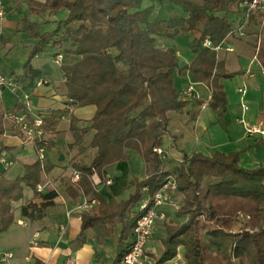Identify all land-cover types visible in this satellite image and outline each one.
<instances>
[{"label": "trees", "instance_id": "obj_1", "mask_svg": "<svg viewBox=\"0 0 264 264\" xmlns=\"http://www.w3.org/2000/svg\"><path fill=\"white\" fill-rule=\"evenodd\" d=\"M3 5L5 7V2ZM29 14L55 15L67 12L56 29L40 33V26L25 16L16 29L35 40L23 66L22 77L29 83L23 86L16 75L22 92H29L35 72L31 60L50 45L71 43L65 54L77 59L60 66L66 88V97L72 107L94 106L96 112L89 125L79 128V121L70 117L69 132L79 153L91 149L95 153L87 165L74 163L72 182L67 191L73 199L88 198L95 205L81 215V233L93 230L96 238L117 237L119 251L113 264H121L139 217L140 204L151 198L167 180L176 182V193L183 197L184 223L167 231L162 240V254L154 264H165L183 249L186 264H264V166L242 168L237 153H182L171 168L163 165V155L154 150L163 147L168 136L169 112L186 107L175 84L177 75L188 71L192 82L203 84L210 91L207 101L194 99L197 105L206 103L221 119L227 112V96L221 81L233 78L219 61L217 53L203 46L208 39L213 47L225 42L232 32L227 15L240 12L241 0H167L178 6L186 17L171 20L147 21L145 12L131 13L138 2L134 0H25ZM6 10V9H5ZM247 21L261 24L260 15L253 14ZM262 25V24H261ZM264 26V25H263ZM196 32L199 38L189 44L195 58L186 68H179L175 50H160L155 38L175 40ZM254 54L264 72V40L254 47ZM23 110L17 101L11 108L0 111V161L2 155L14 148L4 145L3 137L17 133L11 114ZM29 112H27L28 114ZM41 118L44 135L56 130L60 111L48 116L32 111ZM89 131L94 134L87 147L83 138ZM36 149L50 151L52 145L45 138L34 142ZM127 151H133L146 163L151 173L142 180L129 183L130 193L125 199H106L93 186L97 174L104 181V171L111 165L128 160ZM53 169L41 160L24 166L23 175L13 179L0 173V234L14 221V204L22 201L25 188L33 192L32 200L20 207V215L30 220L45 217L57 198L55 191L39 192L42 177ZM247 219V224L234 231L235 222ZM81 235V234H80Z\"/></svg>", "mask_w": 264, "mask_h": 264}, {"label": "crops", "instance_id": "obj_2", "mask_svg": "<svg viewBox=\"0 0 264 264\" xmlns=\"http://www.w3.org/2000/svg\"><path fill=\"white\" fill-rule=\"evenodd\" d=\"M134 1L138 3L130 12H145L149 23L186 17L178 6L169 4L167 0ZM4 2L5 15L0 20V53L4 55H9L12 49H18L21 44L26 60L36 43L16 30L25 16L40 26L41 34L56 29L57 22L67 17V12L64 11L55 15L29 14L25 0ZM227 19L232 26V32L217 52V58L224 63L225 70L234 75L232 79L221 81L227 96V112L219 120L217 113L207 107L206 103L197 105L194 99L207 101L210 98L209 89L203 84L192 82L188 71L177 75L174 79L177 89L180 92L189 89L191 91L186 107L178 112L167 113L169 135L164 137L162 147L163 165L166 169L170 167L169 163L180 160L182 153H201L205 156L214 153H237L238 164L244 169L264 166V135L257 133L247 136L245 133L247 127H259L264 133V72L254 54L256 44L264 40V26L243 20L238 11L229 13ZM198 36L199 33L191 32L173 41L156 37L154 45L163 51L175 50L180 62L185 64L183 68H186L196 56L189 44L197 40ZM66 49H71V43L50 45L31 60L35 75L28 93L33 111L40 112L43 116H48L53 111L63 113L56 130L45 133V138L52 145L51 150L44 151L40 158V149H36L33 142H26L18 133H9L3 137V142L5 146L14 149L8 154L4 153L0 161L3 165L0 173L9 179L23 175L24 166L38 160L52 165L53 169L42 177L39 186L42 189L40 192L55 191L57 198L54 205L46 210L45 217L30 220L20 215L21 205L33 197V192L25 188L23 200L14 204L13 224L0 234V258L4 254L11 256L6 262L0 261V264H23L22 258L26 256H31L38 264H62L68 257H72L76 264H113L119 251L117 237L120 227L115 230L113 238H96V233L91 229L81 233V215L85 211L81 206L88 198L73 199L67 191L72 187V165L77 162L89 164L87 155L92 160L95 153L91 149L79 153L77 147H70L73 143L69 132L70 117L74 116L79 121L78 127L84 128L94 117L96 108H75L70 105L60 66L73 63L77 58L65 54ZM7 66L10 71L5 73L4 69L3 73L16 75L23 86L29 83L22 77L23 67L16 70L11 69V65ZM21 92V89L15 93L0 92V111L13 108ZM244 107L247 109L244 110ZM93 134V131H89L83 138L84 147L89 145ZM127 155V161L105 169L104 175L110 176L111 183H104L96 189L100 196L106 199H125L130 193L131 180H142L151 173V163H145L138 153L127 151ZM14 163H19L20 170L12 178L6 174V170ZM160 221L162 220L156 222L154 232L146 245L147 261L144 264H154V260L163 252L161 242L166 234L159 232ZM184 260L183 249L178 248L176 257L165 264H186Z\"/></svg>", "mask_w": 264, "mask_h": 264}, {"label": "built area", "instance_id": "obj_3", "mask_svg": "<svg viewBox=\"0 0 264 264\" xmlns=\"http://www.w3.org/2000/svg\"><path fill=\"white\" fill-rule=\"evenodd\" d=\"M238 7H240L241 18L243 20H248L249 16L258 14L260 15L261 24L264 25V0H241ZM4 15L5 7L3 5V1L0 0V20L4 18ZM0 44H2L1 31ZM221 44L213 47L208 39L203 42V46L205 48H209L216 53L220 50ZM40 84L42 83H39V85ZM18 90H20V86L16 81V77L3 73L0 62V92L9 91L15 93ZM190 91L191 90L189 89L182 92V99L188 100L190 98ZM17 101L23 106V110L17 112V115L11 114L12 121L14 122L17 130L16 132L21 135L26 142H40L43 144L45 141V135L42 128H40L41 118L32 114L33 106L30 102V94L27 92H21ZM246 109L247 108L244 107V110ZM27 112L29 113L27 114ZM245 133L247 136H252L257 133L262 136L264 135L263 131L259 127H247L245 129ZM154 151L158 155L163 154L161 149H156ZM40 153V158H42L44 153L43 146L40 148ZM77 179L78 176L75 174L72 182H75ZM91 182L97 189L104 183L105 185H109L111 183V178L108 175H104V181H102V178H100L97 174H94ZM37 190L40 192L42 189L38 186ZM175 193L176 182L174 178L169 177L151 198L145 199L141 202L139 206L141 213L135 222L133 234L121 264H144L147 261V257L145 255L146 245L154 232L156 222L166 218L164 206H167L170 203L171 196ZM95 204V201H84L81 208L89 210ZM10 258V255L8 256L7 254H4L1 256L0 261L6 262ZM22 262L23 264H38L31 256L22 258ZM62 264H76V262L72 257H68Z\"/></svg>", "mask_w": 264, "mask_h": 264}, {"label": "rangeland", "instance_id": "obj_4", "mask_svg": "<svg viewBox=\"0 0 264 264\" xmlns=\"http://www.w3.org/2000/svg\"><path fill=\"white\" fill-rule=\"evenodd\" d=\"M23 47L20 46L18 49L14 48L12 49L11 53L9 55H4L3 53H0V61H1V66L2 69H5V73L9 72V67L7 65H11V69H16L19 67H23L25 64L26 60L23 57ZM87 160L90 163L91 158L89 155H87ZM87 162V161H86ZM173 171V165H175L173 162L168 164ZM3 169V165L0 163V171ZM20 170L19 163H14L11 168L6 170V174L9 177H15ZM27 196V195H26ZM20 203V202H18ZM183 208H185V205L183 203V197L179 195L178 193H175L174 195L171 196L170 203L167 206H164L166 218L165 220L160 221L159 223V232L162 235L166 234L167 231L171 230L173 227L180 225L185 222L186 216L182 214ZM260 209L264 210V204L260 206ZM247 224V219H244L240 217L235 224L233 225L232 229L234 231L242 228L244 225ZM112 249V248H111ZM113 251V249H112ZM183 261V259H182ZM152 262V261H151ZM185 262V260H184ZM179 264V263H178ZM236 264H238L236 262Z\"/></svg>", "mask_w": 264, "mask_h": 264}, {"label": "water", "instance_id": "obj_5", "mask_svg": "<svg viewBox=\"0 0 264 264\" xmlns=\"http://www.w3.org/2000/svg\"><path fill=\"white\" fill-rule=\"evenodd\" d=\"M178 66H179V68H183L185 66V64L183 62H180Z\"/></svg>", "mask_w": 264, "mask_h": 264}]
</instances>
